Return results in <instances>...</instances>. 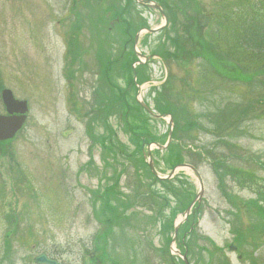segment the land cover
Listing matches in <instances>:
<instances>
[{"label":"rangeland","instance_id":"1","mask_svg":"<svg viewBox=\"0 0 264 264\" xmlns=\"http://www.w3.org/2000/svg\"><path fill=\"white\" fill-rule=\"evenodd\" d=\"M154 1L175 13L174 46L164 45L170 59L147 62L146 80H134L128 124L147 119L151 143L165 145L169 118H151L137 101L159 114L155 99L169 98L172 138L163 151L150 144L154 166L168 175L174 144L204 186L187 223L193 235L179 231L171 246L186 248L189 264H264V65L226 57L232 46L246 56L238 21L261 0ZM112 3L124 5L0 0V84L28 104L23 129L0 142V264H34L41 254L57 264H183L163 225L182 220L199 184L188 170L168 186L156 182L142 158L148 141L134 140L140 129L130 132L121 106L107 109L110 85L126 87L122 39L104 19ZM130 6L135 24L163 25L157 11ZM162 33H142L137 51L149 57Z\"/></svg>","mask_w":264,"mask_h":264},{"label":"trees","instance_id":"2","mask_svg":"<svg viewBox=\"0 0 264 264\" xmlns=\"http://www.w3.org/2000/svg\"><path fill=\"white\" fill-rule=\"evenodd\" d=\"M119 1V0H117ZM124 2L123 6H118L115 7L112 3V5L108 6L107 12H109L110 17H111V23H113L114 25V30L120 34L121 36V43L122 46L120 47V51H121V55L118 59V69H120L123 72V78L125 79L126 82V89L124 90H120L118 88H116V86L114 85H110L111 89V96H110V100H109V106L111 105V110L117 109V106H121L122 111H123V119L124 121L128 124V118L132 117L134 115V111L132 109V107L129 105V99H128V87L131 86L133 80H132V68L131 65L136 61L135 55L132 52V39L134 37V34L136 33V31L140 28L146 27V23L140 19L139 22H137V24H135V18L133 17V14H131V6L133 4L132 0H122ZM157 2L163 9L164 13L166 14V16L168 17V21L170 23V26L174 25V21H175V13L173 12V10L164 2L159 3L160 1H155ZM255 6L254 9L251 10V16L248 17L245 15L244 18H241V20H239L238 22L241 23L239 30V37H241L243 44L246 45V49H247V54H244L246 56H242L243 55V49L240 48L239 46H237V48L235 47H228L225 46L227 48L228 54L226 55V57L230 58L231 61H233L235 64H238L241 59L244 61V59L246 57H249V63H255V64H259L261 63L262 65H264V0L261 1H257L255 2ZM123 15L125 16V18L123 17ZM247 19V20H246ZM137 28H136V27ZM111 29V26H110ZM170 31L171 29L169 28H165L163 30V39H160V42L158 43V46L156 47V50L153 51V53H156L158 56H160L163 60L166 58L170 59V55L169 52L165 51V47L164 45L169 44V45H173L174 43V39L171 38L170 36ZM217 38H218V34H214L212 36V46H216L219 45V40L217 42ZM174 46V45H173ZM178 46H176L177 48ZM223 47V46H222ZM245 53V52H244ZM167 54V55H166ZM168 56V57H167ZM111 62H107V70L111 71V66H110ZM114 63V62H113ZM112 63V64H113ZM109 68V69H108ZM146 70L145 66H139L135 73L136 76L138 78V80L142 81V80H146L147 78L145 77V75L143 74V72ZM139 81V82H140ZM162 89H164L163 94L165 95L167 93V95H169L168 93V88L167 85H164V87H162ZM161 101L156 98L155 99V107L154 109L156 110L157 113L161 114V115H170L172 113L171 110L173 109V105L170 102L169 98H160ZM167 100V101H166ZM174 111V109H173ZM172 114V116H174ZM174 118V132H173V137H176V129H177V117H173ZM143 119L141 121V123L139 125H130V132H134L133 130H135V128L140 129V133H136L134 134V140L136 141H140L142 143H146V141L151 142L153 141V137L151 136V134L149 133V129H148V121L145 118H140ZM188 128L191 127H195L194 124H189L187 125ZM133 129V130H132ZM110 134V133H109ZM147 142V143H148ZM141 143V144H142ZM146 143V144H147ZM180 146V145H179ZM109 149H113L111 148V141H109L108 144ZM175 145H171L169 147V152L171 153V156H173V158L170 160L172 163V166L174 167L177 164H180L181 161V155H180V150L181 148L177 147V150H175ZM119 150V154L121 156H124L122 153V148L118 147ZM110 152V151H109ZM162 185L168 186L167 181L165 182H161ZM111 190H113V187H111ZM169 191H171V188L169 189ZM163 204L167 203V201L165 202L164 199H162ZM183 208V206H182ZM159 211V215L161 214V208L158 210ZM190 221V218L188 220V222ZM170 228V230L173 229V226L171 225V222H166L163 225V229L166 230ZM189 225L186 223L184 224L179 231H181L182 235L186 236V233L189 231ZM192 234L193 233L190 231L188 232V234ZM181 246V245H180ZM182 248V247H181Z\"/></svg>","mask_w":264,"mask_h":264},{"label":"water","instance_id":"3","mask_svg":"<svg viewBox=\"0 0 264 264\" xmlns=\"http://www.w3.org/2000/svg\"><path fill=\"white\" fill-rule=\"evenodd\" d=\"M139 5H145L149 8H152V9H155L157 10L160 15L162 16L163 20H164V24L157 28V29H154V30H147L146 32L148 33H153V32H157L163 28H165L167 26V18L166 16L164 15L162 9L156 5V4H147L140 1V0H135ZM138 37H136L137 39ZM2 101H3V104L6 108V111L8 112L9 116H0V141H5V140H9L11 138L14 137V135L16 134V132H18L22 125L24 124L25 122V119H26V111H27V107H26V102H18L16 100L13 99L12 97V94L9 92V91H3L2 93ZM140 105L151 115L153 116L154 118H162L161 116H156V115H153L152 112L143 104V103H140ZM12 114H19L18 116H12ZM172 122L171 120L169 121V125L171 126ZM170 136H171V133L169 132V139H170ZM158 149H163L164 147H160V146H157ZM148 156H149V164H148V167L150 169V172L152 173V175L157 179V180H167V179H170L174 176L175 174V171L176 170H188L190 171L194 177L196 178L198 184H199V192L197 194V196L195 197V199L193 200V202L190 204V206L187 208V210L185 211L184 213V220H186V218L188 217V215L190 214V211L192 209V207L198 203L203 195V192H204V188H203V182L201 180V177L198 173V171L193 168L192 166H189V165H180L178 166L177 168L173 169L169 175L165 178H160L158 176V174L156 173V171L154 170V167H153V162L151 160V157H150V150H148ZM183 221H179L175 227H174V236H173V240L172 242L175 241V237H176V233H177V230L179 228V226L182 224ZM170 250L172 252H174L175 254H178L177 251L173 250L172 247H170ZM231 250H233V246H231ZM34 263L35 264H56L55 262L53 261H50L48 260L44 255H40L38 257H36L34 259ZM186 263V261H185ZM187 264V263H186Z\"/></svg>","mask_w":264,"mask_h":264},{"label":"flooded vegetation","instance_id":"4","mask_svg":"<svg viewBox=\"0 0 264 264\" xmlns=\"http://www.w3.org/2000/svg\"><path fill=\"white\" fill-rule=\"evenodd\" d=\"M4 90H7V88H5L4 86H2V84H0V103H1V106H2V110L0 111V115L1 116H7V111L5 109V107L3 106L2 104V93Z\"/></svg>","mask_w":264,"mask_h":264}]
</instances>
